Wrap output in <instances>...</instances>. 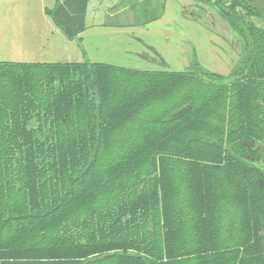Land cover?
Listing matches in <instances>:
<instances>
[{"label": "trees", "instance_id": "1", "mask_svg": "<svg viewBox=\"0 0 264 264\" xmlns=\"http://www.w3.org/2000/svg\"><path fill=\"white\" fill-rule=\"evenodd\" d=\"M214 3L227 77L0 62V264H264V10Z\"/></svg>", "mask_w": 264, "mask_h": 264}, {"label": "crops", "instance_id": "2", "mask_svg": "<svg viewBox=\"0 0 264 264\" xmlns=\"http://www.w3.org/2000/svg\"><path fill=\"white\" fill-rule=\"evenodd\" d=\"M92 0H0L1 15L5 21L4 28L0 30L1 56L0 62L21 63V64H45V65H67V64H100L113 67L124 68L135 72L142 73H185L190 69L173 70L164 45L170 40H179L178 30L170 31L168 25L167 4L164 1L162 12L155 17L138 23L131 19H120L113 26L103 24L98 27L87 26L85 18L87 16L89 3ZM115 0H96L102 7ZM148 0H119V4L126 3L127 6H135ZM157 5L156 0L153 2ZM122 5V4H121ZM17 6V7H16ZM23 6V7H22ZM38 7V16L31 18L32 15L28 10ZM151 6V5H150ZM16 7V8H15ZM83 9L84 19L81 25L72 27L73 20L71 17L65 20L53 18L52 13L56 9ZM152 8V6H151ZM16 9V12L14 10ZM181 13H184L183 7H180ZM66 10V9H65ZM49 11V14H48ZM18 14V18L12 21L10 16ZM115 16L120 14L119 11L112 12ZM17 17V16H16ZM8 19V20H7ZM7 21V22H6ZM3 25V24H2ZM72 28L69 29L68 27ZM114 27V28H112ZM14 29V30H12ZM151 35L147 36L149 32ZM94 34V35H93ZM106 35L112 37L118 47H122V55L125 57L122 61L115 59L117 64H108L107 62H90L92 59L90 49H96V41L104 42ZM140 35V36H139ZM11 36V37H10ZM145 36V37H144ZM95 38V39H94ZM97 39V40H96ZM182 39V37H181ZM95 42L93 43V41ZM160 40H163L161 42ZM117 41L120 43L118 44ZM13 43V44H12ZM15 45V46H14ZM16 49L15 61L11 60L7 51ZM182 62L184 51H182ZM5 53V54H4ZM85 55L86 62H69L76 56ZM103 57H99L101 59ZM17 59V60H16ZM85 59V58H82ZM124 61V62H123ZM127 63V64H123ZM126 65V66H125ZM194 66H191L192 68Z\"/></svg>", "mask_w": 264, "mask_h": 264}, {"label": "rangeland", "instance_id": "3", "mask_svg": "<svg viewBox=\"0 0 264 264\" xmlns=\"http://www.w3.org/2000/svg\"><path fill=\"white\" fill-rule=\"evenodd\" d=\"M154 1L155 0L144 1L133 7L127 6L126 3L118 5L119 0H115L109 3L107 7H105L106 5L104 3L102 7H100L96 0H92L89 3L85 23L90 27H98L103 24L113 26L115 22H119L120 19L126 18L128 20L134 18V21L141 23L162 12L165 0H156L157 5L153 4ZM252 1L264 10L263 2L260 0ZM166 4L168 9L166 16L168 25H166V27L169 28L170 31L178 30L179 35L182 37V39L179 37V40L170 39L164 45L166 50L163 51H165L164 53L167 55V58L170 62H175L172 65L173 70L190 69L193 72L195 69H201L206 73L227 77L234 67L239 64L240 60L245 58V50L241 38L231 30L225 17L218 11L214 0H167ZM180 7H183V14L181 13ZM114 8L115 11H119L120 14L114 16L112 13L114 12ZM65 9L58 8L54 10L52 13L53 18H58L59 15L60 19L62 18L61 20L71 17L73 20L72 27L81 25L82 19H84L83 9L80 7L72 11L67 8ZM28 11L32 14L30 16L31 18H36L39 14L37 6H35V8L32 7L31 10ZM1 12L2 10H0V30L5 26V21ZM14 12H16V9ZM18 17L16 13L10 16L11 20L15 22ZM251 20L257 27L264 29V21L262 19L251 18ZM2 21H4V23H2ZM72 27L69 26L68 28L71 29ZM151 33L150 31L148 34H145L146 37L151 35ZM103 40L104 42L100 40L96 41L97 50L95 48L92 50L90 49V54H92V59L89 58L90 62L94 60L95 62L102 61L108 64H117L115 59L122 61L121 59L125 58L122 55V47H118L116 42L112 41L110 35H106ZM160 41L163 42V40ZM94 42L95 40L93 43ZM117 43L120 44L118 41ZM182 51H184L183 62ZM1 54L0 42V56ZM7 54L10 56L11 60L15 61L14 58L17 54L16 49H14V51H7ZM99 57L103 58L99 59ZM82 60L86 62L88 58L82 54V56L73 57L69 62L75 63L81 62ZM191 66L194 67L190 68ZM251 179L250 177H238L237 181L248 183ZM256 185L259 189L264 190V178L257 179Z\"/></svg>", "mask_w": 264, "mask_h": 264}]
</instances>
